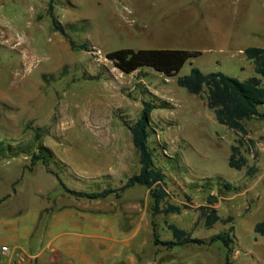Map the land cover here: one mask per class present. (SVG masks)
<instances>
[{
	"label": "rangeland",
	"instance_id": "374dc122",
	"mask_svg": "<svg viewBox=\"0 0 264 264\" xmlns=\"http://www.w3.org/2000/svg\"><path fill=\"white\" fill-rule=\"evenodd\" d=\"M48 1L0 0L2 145L19 144L30 153L39 145L50 147L56 158L68 165L53 164L70 188H119L128 176H102L110 171L107 156H115L114 149L119 146L104 143L118 139L120 148L129 154V125L139 116L143 103L149 102L155 108L150 114L148 144L155 167L165 174L167 193L160 207L174 208L153 213L150 188L134 184L103 198L83 197L86 213L94 214L100 208L107 218L100 236L91 235L92 224V230L61 224L55 232L76 238L88 256L95 248L91 257L96 264H225L226 248L220 241L172 247L162 242L172 240L169 224L192 237L209 238L229 231L234 264H264V240L253 230L254 224L264 219V153L257 149L264 145V118L248 119L246 134H242L219 123L203 98L176 83V78L188 74L193 66L241 80L256 75L254 63L238 47H264V0H241L247 2L246 15H241L246 32L242 40L223 44L191 17L193 12L204 11L205 5L206 11L211 10L212 3L219 0H53V13L64 27V35L51 23ZM228 3L232 13L236 2ZM120 48L199 53L177 74L167 77L151 67L123 73L104 55ZM232 145L246 159L240 169L228 164ZM249 167L254 168L252 173H247ZM38 170L46 172L40 160L30 165L29 153L0 157V194L13 188L32 191L29 210L36 211L40 190L58 196L62 189L54 177L51 188L49 176L38 174ZM133 170L138 171L137 167ZM66 172L85 178L67 177ZM18 175L21 179L16 182ZM29 178L37 186L26 190ZM227 182L235 189L225 188ZM71 200L64 199L72 205L68 207L84 212L83 200L79 206ZM209 200H213L218 220L207 227L201 208ZM127 203L133 208L126 207ZM21 217L18 211L10 218L17 227L15 240L0 225V251L3 244L9 251L17 245L16 251L25 257L24 261L14 257L12 264H26L31 259L22 250L32 251L21 235L31 219ZM132 230L136 235L125 245L124 238ZM111 244L123 246V254L117 253L116 247L112 250ZM5 256L0 253V259Z\"/></svg>",
	"mask_w": 264,
	"mask_h": 264
},
{
	"label": "trees",
	"instance_id": "16d2710c",
	"mask_svg": "<svg viewBox=\"0 0 264 264\" xmlns=\"http://www.w3.org/2000/svg\"><path fill=\"white\" fill-rule=\"evenodd\" d=\"M53 0L48 1L47 14L56 31L65 34L64 27L56 19L53 13ZM198 51L185 49H133L120 48L105 52V57L110 60L114 67L123 73H131L143 67H151L155 71L170 77L179 72L183 64L191 57L197 55ZM246 58L254 63L256 75H251L246 79H238L227 75L221 71L203 72L198 67L193 66L189 73L176 78L177 85L184 87L188 92L196 94L204 99L208 108H210L215 119L226 125L228 128L235 129L242 134H246L244 122L251 118H264V112L259 107L264 106V47L248 46L243 50ZM155 107L144 102L141 112L137 119L129 125L131 140L139 156L140 168L137 173L129 176L125 183L119 188L106 187L100 191L74 190L68 188L61 180L58 172L51 168L52 164L58 160L53 157V153L48 147L39 145L36 152H29V148L22 147L19 144L2 145L0 141V157H14L20 153L30 154V165L40 160L47 172L53 174L58 185L64 192L76 197H86L90 199L103 198L110 193L118 194V191L134 184L144 185L150 188V195L153 200V213L169 212L173 206L160 207V203L167 196L164 188L165 174L154 165L153 151L148 144L150 134V114ZM40 136L36 134V139ZM249 141V140H248ZM253 143L252 140L249 141ZM246 159L239 152L238 147L231 146V153L228 158L229 166L240 169L245 165ZM62 164V163H61ZM253 167H249L247 173H252ZM225 188L235 189L231 183H225ZM3 198L0 199L2 201ZM208 205L202 206L205 226H211L218 220L215 209L212 207L213 200H209ZM171 230L172 240L163 241L168 247L188 243L194 244H211L220 241L226 248L224 256L225 264H234L230 259L232 252L231 243L233 238L229 231H220L209 238L192 237L188 232L180 229L174 224L168 225ZM255 233L260 235L264 240V219L256 222L253 226ZM154 244L159 241L154 235Z\"/></svg>",
	"mask_w": 264,
	"mask_h": 264
},
{
	"label": "crops",
	"instance_id": "0c3cea01",
	"mask_svg": "<svg viewBox=\"0 0 264 264\" xmlns=\"http://www.w3.org/2000/svg\"><path fill=\"white\" fill-rule=\"evenodd\" d=\"M228 2L231 3L236 2V9H234L232 13L229 12L230 11L229 6L227 7V4H230ZM246 6H247V2L244 3L241 0H223V1L219 0L218 3L215 4L212 3L211 10L206 11L205 10L206 5H205L203 6L204 11H201L200 14L193 12L191 17L194 23H196L199 26H202L204 31L211 33L212 39L218 40L220 44H223L225 42H230L235 39L242 40L243 34L246 32L244 29L246 28L245 26H243V22L241 21L242 19L241 15L243 16L246 15ZM198 36L199 35H197L196 37ZM245 48L246 45H242V47H238L239 51H241L242 53ZM259 110L261 112H264V106L259 107ZM246 121L244 122L245 129L247 128ZM259 133L261 132H258V134ZM249 137L252 136H250L249 134ZM117 141L119 140L109 139L108 143H104V145L114 144L117 145V147L119 146V148L114 149L116 153L115 156L112 155L107 156L109 157L107 158L108 160L107 163L109 164L110 171L109 173L102 176L112 175L118 177L120 176L129 177L132 174L137 173L139 171L140 168L139 156L138 154L137 156H134L133 150H135V148L133 146V143L132 144L130 143L129 150H131V152L127 154L126 149H123L122 147L120 148L121 143ZM48 148L49 150L52 151L53 157L56 158L53 150L50 147ZM257 149L258 151L262 150V152L264 153V145L257 146ZM22 154L25 153H20L17 156ZM136 157H137V165L135 164ZM1 158H5V157H1ZM57 160L59 162L58 167L61 166V168H65L66 166H68L65 162L61 161L60 159ZM135 167H137L138 170L137 172H134L133 170V168ZM51 168L54 169L53 164L51 165ZM27 171L28 173H31L33 170L27 169ZM36 172L41 175H46L47 177L49 176L48 181L49 184L51 185V188H53L54 186L53 182L55 181L53 177L56 179V177L53 174L47 171L41 172V170H38ZM66 173H67L66 174L67 177L74 176L75 178H79V179L85 178V176L81 174L74 173L73 175H71L69 172ZM18 176H17L18 178L16 177L17 179L15 178L17 180L16 182H19L21 179L20 178L21 176L20 175ZM15 179L13 181H15ZM28 181L29 184H25L26 190H28L27 188H29L30 186L32 188H35L37 186L36 184H32L33 178H29ZM67 187L70 188L69 186ZM71 189L83 190L77 188H71ZM40 192L42 193L41 194L42 197L39 198L41 203L39 204L36 211L29 210L30 205L33 202L32 191H26L25 193V192H19L18 189L13 188V190H11L10 192L6 190L0 194V199L3 198L2 201H0V225L3 227V230H6L8 233H11L12 238L14 240L18 238V234L16 233L17 227L13 226L14 220H11L10 218L16 212L19 211L22 216L20 220L27 219L30 221L31 219L30 221L31 225L21 230L22 237L25 238V240H27V243H29L27 247L29 249H32V251H27L25 250V248L22 249L27 256L31 257L30 261H28L26 264H44V263L45 264H96V261L93 260L91 257L92 254L96 253L95 248L89 250V254H91V256H88V253H86L84 249H81L80 244L76 238L63 237L62 232H55V231L59 226H61V224L63 225L70 224L75 228H79V229L82 228V230H84L86 227L87 228L89 227L90 230H92L91 229V224H92L94 232L91 235H99L101 234L102 224L107 221V218L102 216L101 209L100 208L97 209V212L94 211V214L86 213V203L84 198L76 197L74 195L66 193L64 192L63 189H61V191L57 194L58 196H51L50 191L47 190L45 191L40 190ZM68 197H72L73 200L71 201H73L74 204L77 202L78 204L77 206H79V202L83 200L84 203L83 202L82 203L84 205L82 204L81 208L82 210H84V212L74 210L68 207V206H72L68 203H65L66 201H64V199H68ZM128 206L130 209L133 208L132 203L129 205L127 203L126 207ZM79 208L80 207H78V209ZM38 226L40 227L39 230H41V232H38L39 234L36 231ZM135 235H136L135 230H132L130 234L126 235L124 238L125 245H128V240L135 237ZM4 245L5 244H3L2 246ZM94 246L99 247L101 246V244H94L93 247ZM116 246H117L116 244L110 245L112 250ZM16 247L17 245L14 246V248H12V250L9 251V253L5 256V258L0 259V264H12V259L14 257L16 259V255L19 253L18 251H16L17 249ZM116 248H117L116 249L117 253L123 254V246L119 245ZM45 252L47 254L44 256ZM98 255H100V252Z\"/></svg>",
	"mask_w": 264,
	"mask_h": 264
},
{
	"label": "built area",
	"instance_id": "2783aa9c",
	"mask_svg": "<svg viewBox=\"0 0 264 264\" xmlns=\"http://www.w3.org/2000/svg\"><path fill=\"white\" fill-rule=\"evenodd\" d=\"M0 253H1L2 255H4V256L7 255V254L9 253V248H8L6 245L2 246V247H1V251H0ZM16 260H17V261H24V260H25V257H24L23 254L18 253V254L16 255Z\"/></svg>",
	"mask_w": 264,
	"mask_h": 264
}]
</instances>
